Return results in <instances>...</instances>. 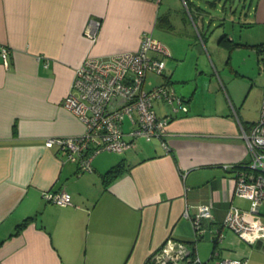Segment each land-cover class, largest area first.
Wrapping results in <instances>:
<instances>
[{
    "label": "crops",
    "instance_id": "0c3cea01",
    "mask_svg": "<svg viewBox=\"0 0 264 264\" xmlns=\"http://www.w3.org/2000/svg\"><path fill=\"white\" fill-rule=\"evenodd\" d=\"M211 8L218 13L226 7ZM187 9L189 16L179 23L193 24L205 46L204 33L217 17L199 4ZM239 20L253 31L251 40L222 36L255 53L258 74L256 80L248 76L251 86L244 98L255 86L252 80L258 82L260 110L262 49L249 46H264V0L243 5ZM157 29L174 31L170 13L159 15L158 0H0V48L11 53L6 65L0 60V264H145L168 238L195 247L201 260L207 238L209 256L216 253L213 260L264 264V242L250 246L222 226L230 205L242 211L254 205L264 222V201L233 195L235 169L252 160L241 135L249 134L258 119L243 112L244 100L239 103L220 72L182 73L184 57L176 48L165 60L161 83L172 86L188 111L174 113L155 102L156 115L170 117L166 148L139 138L124 152L111 154L116 158L96 155L91 170L80 172L57 146H45L48 138L84 132L62 104L82 60L136 51L142 33L160 40L154 36ZM232 70L225 80L247 77ZM138 140L145 143L139 146ZM116 165L121 175L104 184L103 174ZM58 190L69 194L71 205L42 197ZM200 204L211 205L212 219L202 221V233L195 237L191 219ZM219 232L223 238L216 242Z\"/></svg>",
    "mask_w": 264,
    "mask_h": 264
},
{
    "label": "built area",
    "instance_id": "2783aa9c",
    "mask_svg": "<svg viewBox=\"0 0 264 264\" xmlns=\"http://www.w3.org/2000/svg\"><path fill=\"white\" fill-rule=\"evenodd\" d=\"M85 35L94 40L90 32L86 31ZM10 54L8 48H0V60L4 65ZM170 57L168 47L149 33L141 34L136 51L118 52L106 59L86 56L75 68L70 90L62 101L63 106L81 122L84 132L73 137L48 138L45 146H57L64 153L65 161L76 164L80 172L91 170L96 155L122 153L139 138L146 142L157 140L166 148L164 138L170 117H158L154 104L162 102L174 113H186V102L167 83L150 89H145V83L148 74L163 75L165 60ZM260 61L264 63V51ZM126 127H129L127 132ZM126 136L129 140L124 139ZM241 137L252 160L234 168L233 195L251 202L264 201V96L258 121L249 134L242 132ZM42 197L58 206L71 205L70 196L64 190L46 191ZM211 209L210 204L197 206V213L191 219L195 237L202 233V221L212 219ZM222 226L250 246L258 241L264 242V222L254 205L247 211L230 205ZM222 238L219 232L214 240L219 242ZM214 256L216 253L203 262L195 247L168 238L150 254L145 264H247L245 258L213 260Z\"/></svg>",
    "mask_w": 264,
    "mask_h": 264
},
{
    "label": "rangeland",
    "instance_id": "374dc122",
    "mask_svg": "<svg viewBox=\"0 0 264 264\" xmlns=\"http://www.w3.org/2000/svg\"><path fill=\"white\" fill-rule=\"evenodd\" d=\"M193 3L199 4L207 12L211 11L210 14L212 16L217 17L211 21V26L208 28V32L207 30L203 31V33L207 32V34L204 33L205 46L199 40L193 24H191L188 28H185L179 23L180 18L184 14L189 16L187 6H190ZM212 4H219L221 7L225 6L226 8H224L223 12L219 11L217 13L213 8H211ZM243 5H246L247 7L252 5V7H254L255 0H158L159 15L161 16L167 11L170 13L174 31L170 32L157 29L154 36L159 38L169 50L171 47H174L182 54L184 57L182 66L186 68V70L182 71V73L187 75L188 72L194 68L208 74H212L213 71L220 72L221 78L225 82L224 85H226L227 88L233 89L237 100L240 99L238 100L239 103L244 100L242 104L243 112L246 113V115L248 114L249 117L258 119L260 104L257 102L258 98L256 96V86L258 85V82H255L257 78L256 75L258 74L256 55L251 49L244 48L243 46L230 49V42L226 39V37H221L226 34L228 37L233 36L238 39V36L240 35L243 38L247 37L246 39L251 40V34L253 31L242 27L241 24H239V17L243 9ZM218 40L219 43H217ZM197 51L199 52L197 53ZM167 65H171L170 69L173 67V64L171 63H168ZM232 69H236L239 72L246 74L247 77L237 79L231 78L230 82L225 80L223 75L229 73L233 75L234 72ZM248 76H251L252 79L255 78V80H252V82L255 83V86L253 85L251 87V90L247 94L246 98H244L247 89L251 86V81L248 79ZM212 77L214 79L213 82L215 83V87L217 89L220 88V84L216 81L215 76L212 75ZM161 82L162 76L148 74L145 89H148L152 83L159 84ZM239 103L238 105H240ZM156 142V140H152L148 144H155ZM143 143L145 142L142 140H138L137 142L139 146ZM100 154L97 155L98 158H105L107 160L116 158V156L111 155L113 153L110 152H103ZM258 202L262 204V201H256L257 204ZM261 212H264V207H261ZM224 231L227 232L228 229L224 228ZM207 241V238L202 240L204 252H206L205 256H202L203 261L209 258V252L211 250V244Z\"/></svg>",
    "mask_w": 264,
    "mask_h": 264
},
{
    "label": "trees",
    "instance_id": "16d2710c",
    "mask_svg": "<svg viewBox=\"0 0 264 264\" xmlns=\"http://www.w3.org/2000/svg\"><path fill=\"white\" fill-rule=\"evenodd\" d=\"M189 8V6H187ZM163 19V18H162ZM225 36H222V38H224ZM221 38V39H222ZM220 39V41H221ZM231 47L230 49L234 48V47H237V46H246V45H241V44H237V43H230ZM249 47H256V49H262V51H264V46H249ZM121 175V168L119 165H116L112 168H110L108 171H106L104 174H103V181H104V184H108L110 181L116 179L117 177H119ZM212 254V253H211ZM210 258V256H209ZM203 262H206V261H203Z\"/></svg>",
    "mask_w": 264,
    "mask_h": 264
}]
</instances>
